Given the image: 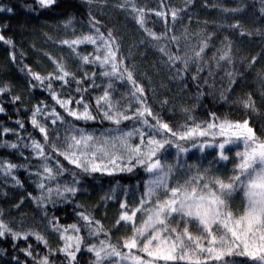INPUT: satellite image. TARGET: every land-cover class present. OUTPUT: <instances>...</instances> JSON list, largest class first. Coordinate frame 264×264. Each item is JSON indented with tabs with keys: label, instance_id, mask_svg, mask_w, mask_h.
<instances>
[{
	"label": "trees",
	"instance_id": "16d2710c",
	"mask_svg": "<svg viewBox=\"0 0 264 264\" xmlns=\"http://www.w3.org/2000/svg\"><path fill=\"white\" fill-rule=\"evenodd\" d=\"M123 2L124 0H93L92 3L87 0H57L53 6L41 8L37 0H0V8L13 9L11 13L0 12V35L12 41V44L0 41V89H4L0 92V108L4 109L0 112V161L19 166L11 176L0 172V213L3 214V221L12 231L20 233L21 237L27 233H38L47 242L37 241L35 235L14 240L11 235L6 234L0 237V264H37L38 259L46 255L49 256L50 264H94L95 257L87 247L93 243L99 245V241L104 239H110L113 244L119 241L122 250L129 252L128 249H123V241L132 235L131 225L120 226L118 229L115 227L122 211L120 202L127 201L130 208L134 207L145 190L149 174L140 167L131 173L115 171L113 175L85 174L60 157L68 171L56 180L47 182L48 185L55 189L59 184L62 189L65 184H71L73 172H79L75 177L79 180L76 185L78 191L75 196L66 193L63 197L57 196L53 191L50 198L41 199L42 192L38 187L40 177L34 174L40 162L31 148L25 147L31 144L30 137L43 142L39 130L31 124L32 113L37 106H47L49 111L54 107L67 121L97 136L115 127L106 120L73 121L52 99L46 90V84L44 87L39 86V82L28 73V69L42 77L54 73L55 65L49 56L55 60L62 59L76 79L83 80L87 73L89 78L81 87L88 89L85 99L94 110L95 100L103 95L109 78L99 74L98 65L83 64L76 53L60 43L65 39L93 33L92 17L99 21L96 26L105 35L110 29L113 30L121 45V54L127 57L125 64L135 66L136 79L145 88L147 104L171 127L179 128L185 123L184 110L188 109L197 124L206 125L211 122L212 113L218 118L216 123L223 120L243 122L247 119L257 136L264 139V14H261L264 0H192L191 4L187 0H135L136 5L147 12L146 26L157 35L166 37L160 41V46L168 45L173 35L181 38L178 44H170L169 51L174 54L179 50L183 55L185 51L197 47L201 40L211 37L204 54V61L207 63L203 64V71L197 73L198 65L190 64L188 70L181 71L179 76L176 75V66L166 63L168 57L159 51L156 42L136 23L131 6L120 7ZM237 6L243 7L244 11L236 14L222 11L224 8ZM172 9L179 10L176 21L169 14L166 24L163 17L155 15L156 11L170 13ZM237 20L241 25L239 29L229 27ZM68 21L72 22V26L65 28ZM241 31L246 34L240 35ZM185 35L187 40L183 39ZM141 40L148 43L141 44ZM229 43L231 63L220 61L218 65L214 57L226 51ZM95 48L92 44H81L77 47V52L81 57L94 55ZM253 57L256 58L255 62ZM178 66L180 69L184 67L179 62ZM93 72L97 73L95 77L92 76ZM229 73L232 74L231 77ZM194 75L198 76L197 80L192 79ZM93 80L96 87H90ZM113 80L112 96L127 106L132 85L126 79L123 82L115 78ZM62 84L58 80L53 82V88L61 99H68L70 94H75L74 82L63 88ZM17 96L20 99L14 103ZM249 96L255 105L254 111L243 107V101L248 100ZM164 101L168 103L165 104ZM131 103L135 105V101ZM72 106L78 107L75 104ZM37 119L45 124L44 116L40 115ZM148 119L155 123L151 117ZM17 121L23 123L24 128H20ZM134 123L124 121L121 127L127 131ZM188 123L191 124V121ZM46 126L53 136L57 130L63 136L64 128L67 127L60 122L52 125L50 119ZM5 128L9 129L7 134L3 133ZM134 140L139 142L138 138L134 137ZM203 140H210V137L196 138L197 143ZM12 143H16L17 148L4 146ZM187 146L190 151L179 156L175 148L169 147L166 163L175 165L179 159L186 160L190 165L203 163V167H209V161L218 159L208 154L213 151L212 148L201 154L197 149H192L190 143ZM237 162L233 149L229 161H220L218 164L225 163L223 165L226 167L223 168L228 170ZM218 164L214 163L210 171L217 172V167H220ZM13 176L20 181L19 185L15 183ZM108 195L113 198L104 199ZM43 196L48 197L46 190ZM234 205L236 204H233V208L238 209ZM81 212L93 218V227L96 226L95 221H99L109 236L105 237L104 233L98 238L90 236L88 229L83 227L86 222L80 218ZM54 224L60 231L74 224L81 228L76 233L85 238L86 242L76 253L75 261L59 251L64 242L60 231H54ZM24 250L31 251L33 255H26ZM70 250H74V247ZM131 252L138 255L134 249ZM142 259L148 258L144 256Z\"/></svg>",
	"mask_w": 264,
	"mask_h": 264
},
{
	"label": "snow or ice",
	"instance_id": "6c2138e0",
	"mask_svg": "<svg viewBox=\"0 0 264 264\" xmlns=\"http://www.w3.org/2000/svg\"><path fill=\"white\" fill-rule=\"evenodd\" d=\"M56 2L57 0H37L41 8H49ZM87 2L92 3L93 0H87ZM187 3L191 4L192 0H187ZM129 5L131 12L135 13L136 23L147 36L152 38V41L156 42L159 51L168 57L166 63L176 66L177 76L181 74V71H187L190 64L198 65L197 73L203 71V64L207 63L204 61V54L209 46L210 36L201 40L197 47L185 51L183 55L179 50L174 54L169 51L170 44H178L181 38L173 35L168 45L160 46V41L166 37L157 35L146 26V10L138 7L135 0H124L120 7L128 8ZM5 11L11 13L13 9L0 8V12ZM222 11L236 14L243 12L244 8L237 6L231 9L224 8ZM169 14L172 20L176 21L179 10L172 9L170 13L155 12L157 17L164 18L166 24ZM261 14H264V8H261ZM97 24L99 21L92 17L93 33L60 41L62 45H66L76 53L83 64L98 65L99 74L109 78L108 87L103 95L95 100L94 110L85 99L88 89L81 87L89 78L87 73L83 80L76 79L75 74L67 69L62 59L55 60L51 56L49 59L53 60L56 71L47 77H42L28 69L29 75L39 82V86L44 87L46 84V90L52 99L64 109L68 116L73 118V121L87 122L99 119L101 122L106 120L115 125L97 136L67 121L54 107L49 111L47 106H37L33 110L31 124L33 128L39 130L43 142L30 137L31 144L25 147H30L40 162L34 174L40 177L38 187L42 192L41 199L50 198L53 191L60 197L66 193L75 196L78 191L76 185L79 184V180L75 177L79 175V172L113 175L115 171L131 173L140 167L149 174L150 179L145 183V190L134 207L130 208L127 201L120 202L122 211L115 225L117 229L120 226L131 225L132 235L123 241V249H128L129 252L125 253L122 250L119 241L113 244L110 239L100 240L99 245L93 243L87 247V250L95 257L94 264H125L126 261H130L131 264H160V262L163 264H181V262L186 264H264V139L257 136L247 119L243 122L223 120L216 123L218 118L215 113H212L210 114L211 122H207L206 125L197 124L188 109L184 110L185 123L179 128L171 127L147 104L145 88L136 79L135 66L125 64L127 57L121 54V45L113 30L110 29L105 35L96 26ZM71 26V21L64 25L65 28ZM229 27L239 29L241 25L237 20ZM245 34L243 31L240 32L242 36ZM183 39L187 40V35ZM0 41L12 44V41L6 40L3 35H0ZM140 43L148 42L141 40ZM81 44L95 45V54L79 56L77 47ZM230 52L231 44L229 43L226 51L214 57L217 64L219 65L220 61L231 63ZM12 58L15 60V56ZM255 59L253 57V62ZM178 62L184 65L183 69L179 68ZM96 75V72L92 73L93 77ZM228 75L231 77L232 74ZM113 78L122 82L126 79L132 85L128 93L127 106H124L121 101H116L112 96ZM192 79L197 80L198 76L194 75ZM57 80L63 82L62 88L74 82L75 94H70L68 99H61L53 88V82ZM96 86L93 80L90 87ZM3 91L4 89H0V92ZM77 95L79 98H76ZM19 99L20 97L17 96L13 102ZM131 101H135L138 107ZM164 103L168 102L164 101ZM73 104L78 107H73ZM80 107L82 110H79ZM243 107L255 110L251 96L243 101ZM3 111L4 109L0 108V112ZM40 115L44 116L45 124H41L37 119ZM148 117H151L155 123H151ZM49 119L52 125H56L57 122L67 125L63 136L60 135L59 130L53 136L46 126ZM124 121L135 123L130 130L125 131L121 127ZM188 121H191V124ZM17 123L20 128H24L23 123L20 121ZM8 131L7 128L3 129L4 134ZM134 137L138 138V143ZM197 137H210V140L197 143ZM189 143L192 149H197L201 154L208 148H212L213 151L208 154L218 159L209 161V168L204 169L203 172H200V167L190 165L186 160L178 159L175 165L166 163L169 147L175 148L179 156L190 151L187 146ZM4 146L15 149L18 145L12 143ZM233 149H235L238 163L235 164L227 181L219 176H210L209 171L212 165L220 161H229ZM60 157L79 172H73L70 185L65 184L61 189V186L57 184L53 189L47 182L56 180L58 176L68 171ZM17 167L19 166L10 162L0 161V172L5 176H11ZM194 168L196 174L190 175ZM219 170L217 167L216 171ZM12 178L17 185L20 184L18 179L14 176ZM45 190L48 197L43 196ZM241 193L245 206L243 212L237 215L232 211L230 203ZM112 198L111 195L104 197L106 200ZM2 215L0 213V237L7 234L15 240L27 239L29 235H35L37 241L47 243L38 233H27L21 237L20 233L12 231L3 221ZM79 215L86 222L83 227L88 229L90 236L98 238L101 233H104L105 237L109 236L99 221H95L96 226L93 227V218L90 215L83 212ZM138 220L142 222L138 224ZM70 227L77 233L81 231V228L75 224ZM54 231H60L55 224ZM64 231L67 232L68 229ZM61 239H65L63 234ZM74 240V246L65 243V246L59 249L71 261L76 260V253L86 242L85 238L79 235L75 236ZM73 247L74 250H70ZM132 249L146 253L147 257L152 259H142L140 255L133 254ZM24 251L28 256L33 255L31 251ZM37 264H50L49 256L39 258Z\"/></svg>",
	"mask_w": 264,
	"mask_h": 264
},
{
	"label": "rangeland",
	"instance_id": "374dc122",
	"mask_svg": "<svg viewBox=\"0 0 264 264\" xmlns=\"http://www.w3.org/2000/svg\"><path fill=\"white\" fill-rule=\"evenodd\" d=\"M198 164L199 165L196 164V166L200 167V172H203L204 169L209 168L208 166L203 167V163H198ZM223 164H225V163H223ZM223 164L222 163L218 164V166H220L219 167L220 170L218 172H221V173L224 172V174H221V173H218V172L209 171V175L210 176H219L220 178H222L225 181H227L228 177L232 174L236 163L232 166V168L230 167L228 170H225L223 167H221V165H223ZM195 174H196V172H195V168H194L193 172L190 175H195ZM149 179H150V176L148 177V180ZM161 198L163 199L164 197L162 196ZM233 204H236L234 206H236L238 209L233 208ZM244 206H245V201H244L242 193L238 194L235 197V199L233 201H231V203H230V207H231L232 211L235 214H237V215H239L240 213L243 212ZM140 222H142V221L138 220V224ZM64 229H68V231L67 232H65L64 230L60 231V236L63 234L64 237H65V239H63V242H64L63 243V247L65 246V243H69V244L75 243L74 238H75V236H77V233L74 230H72L71 227H67V228H64ZM68 237H72L73 239L68 240L67 239ZM140 247H142V245H140ZM134 250L138 252L137 249H134ZM138 255H140L141 258H144V256L147 257L146 253H142V252H138ZM147 258L148 259H152L151 257H147ZM182 263H186V262H182ZM125 264H131V262L130 261H126ZM160 264H163V262H160Z\"/></svg>",
	"mask_w": 264,
	"mask_h": 264
}]
</instances>
